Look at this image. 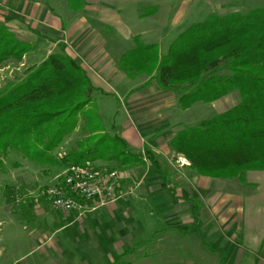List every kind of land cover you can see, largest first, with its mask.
Listing matches in <instances>:
<instances>
[{"label": "crops", "instance_id": "obj_1", "mask_svg": "<svg viewBox=\"0 0 264 264\" xmlns=\"http://www.w3.org/2000/svg\"><path fill=\"white\" fill-rule=\"evenodd\" d=\"M64 1L62 5L55 0H0V17L18 33L19 28L29 26L35 35L32 42H38L37 48L41 43L39 39L57 36L58 48L61 45L85 69L82 59L92 60L101 78L86 71L97 89L95 103L106 130L120 134L135 153L152 151L156 156L169 157L170 163L171 158L176 162V157L169 156L170 143L186 124L183 123L184 113L192 108L182 110L178 92L162 89L151 76H127L118 67L117 45L111 42L119 34L126 39L132 38L134 44L136 36L142 40L146 19L155 13L151 16L140 13L139 18L130 17L128 22L119 17L118 5L112 2L84 0V7L74 10L69 0ZM57 6L61 8L60 12H57ZM89 20L105 23L112 32L105 30L106 38L90 25ZM131 21L136 25L130 26ZM117 26L121 27L122 33ZM154 43L161 48L160 43ZM105 82L117 89L122 86L120 98H127L125 111H118L117 107L109 124L96 96L97 93L105 95ZM69 140L60 148L63 149ZM57 168L62 171L52 175ZM66 168L65 165L48 166L45 172L50 177L47 179L32 169L0 173V264H101L103 258H108L107 264H121L128 256L135 255L140 247L145 249L162 230L174 227L188 234L186 238H191L200 227H217L220 207L226 210V194L211 190L209 177L198 176L186 164L182 167L184 172L171 174L167 171L169 177L166 181L156 172L154 164L145 159L144 163L130 167L134 171L129 182L135 185L131 194L128 187L121 184V196L114 203L97 209L95 214L76 219L72 215L74 212L55 209L42 189L46 183L61 182ZM204 191L208 195H221L217 199L213 194L214 198L209 202L200 196ZM128 195L131 196L126 197ZM255 213L260 237L264 234V209L258 207ZM219 239L212 237L208 242L214 245H206L208 252L220 256L218 264H264V239L246 236L242 240L235 236L228 240ZM188 242L176 243L177 248H190ZM181 251L170 252V257L176 260ZM133 261L134 258L126 263Z\"/></svg>", "mask_w": 264, "mask_h": 264}, {"label": "trees", "instance_id": "obj_2", "mask_svg": "<svg viewBox=\"0 0 264 264\" xmlns=\"http://www.w3.org/2000/svg\"><path fill=\"white\" fill-rule=\"evenodd\" d=\"M69 4L80 10L84 0ZM156 9L146 8L142 16ZM134 40L135 47L119 59V69L130 78L146 74L162 89L178 92L182 109L240 93V102L228 111L183 126L170 143L176 155L204 176L234 178L264 169V6L210 14L180 33L165 54L159 44L144 43L139 36ZM37 46L0 24V69L21 62ZM96 90L86 69L61 45L23 78L0 89V169L11 153L49 166L90 163L99 168L98 161H104L126 168L148 159L168 181L154 152L135 153L120 134L106 130ZM79 126L82 137L58 156Z\"/></svg>", "mask_w": 264, "mask_h": 264}, {"label": "rangeland", "instance_id": "obj_3", "mask_svg": "<svg viewBox=\"0 0 264 264\" xmlns=\"http://www.w3.org/2000/svg\"><path fill=\"white\" fill-rule=\"evenodd\" d=\"M55 1L57 3H61L62 5L65 3L64 0ZM102 1L117 4L118 9H114H117L119 17L121 19L124 18L128 22H130V17L131 19L139 18L140 13L142 14L141 11H145L146 8H152L154 6L157 7L156 13L146 19V22L143 26L144 28H146V32L143 34L144 36L142 35V40L149 43H160L161 51L163 54L168 52L171 43L180 33L186 30L191 24L204 20L210 14L214 13L218 15H227L228 13L235 11L247 12L252 8L264 6V0H100V2ZM56 10L57 12H60L61 8L57 6ZM3 21V18L0 17V24H5ZM97 21L94 22L93 20H89L90 25L94 29H97L99 32H102L107 38L105 30L108 31L107 33L112 32V30L110 31L108 27H105V23L104 25ZM134 25H136V23H133L131 21L130 26ZM8 27L12 31H14L10 26ZM117 28L119 29V31L121 30L120 26H117ZM19 29V33L17 31L14 32L20 39L30 42L34 41L33 38L35 37V35L29 26L25 25L24 28ZM120 33H122V31H120ZM133 33L136 32L134 31ZM116 36H118V38L116 39V37H113V39H111V42H114V44L117 45L116 48L118 58H121L123 55L122 53H125L126 50L135 47V44L132 38L126 39L127 37L120 34ZM57 38V36H53L48 40L39 39V41L41 42L39 44V47L27 54L21 62L10 61L6 64V66L1 68L0 89L5 87L10 82H17L25 76L26 71L30 67L40 64L48 55L58 51L59 48L55 43ZM68 43L69 42H67V46H69ZM69 51L70 53L72 52V50L70 49ZM82 62L84 63L86 69L90 74L94 75L95 77L98 76V78H101L98 70L92 65V60L87 61L85 59H82ZM221 72L225 73V71ZM103 84L106 90L103 92L105 93V95L97 93L96 96L98 98L99 105L101 106V108H103V116L105 117L106 122L109 124L111 123L110 118L115 116L114 113L117 107L118 111H125L124 109L126 107L127 98H120V96L122 95V92L120 90L122 89V86H119L117 89L116 86H111L107 82ZM240 100V93L236 90L213 102L194 103L191 107H189L192 109L187 111L183 115V123L186 124L182 125V128L185 125H195L201 120L224 113L232 107L236 106L240 102ZM81 124L82 123L80 122V125ZM179 128H181V126H178V129ZM113 129H115V125L113 126ZM82 135L83 132L81 131L79 126L77 130L67 138L68 140L70 139V142L67 143L63 149H58L56 151V154L58 156L60 154L64 156L66 152H68L71 147L75 145V142L82 137ZM170 151L171 152L169 153V156L176 157V162L174 158H171L173 163H170L169 157L168 159H166L164 155H157L158 160L162 164L165 171H168L171 174H174L175 172H184V169L182 167H184V165L186 164H188L190 170H193L190 167V162L186 158H183L181 155H176L172 148H170ZM22 158L23 157L19 154L11 153L7 158L4 159V165L0 169V173H2L3 171H16L23 168V170H35V172H38L43 179H47L50 177L48 172H45L46 168H48L49 165H40L37 163H35V165H32L27 161H23ZM98 163H100L101 165H99V168H96L101 171H109L112 169L119 170L123 175L122 186H125V188L128 187V192H130V194L132 191H134L135 185L130 183L132 181L129 182V179L132 178L131 175L133 174L134 170L132 171L130 167L120 168L114 162L108 164L104 161H98ZM16 164H18V166H16ZM20 166H22V168H17ZM60 171L62 170L60 168H57L55 171H52V175H56ZM192 172L196 171L193 170ZM196 174L198 176H204L200 175L197 172ZM205 177L210 178L209 184L211 190H213L214 192L223 191L222 194H226V199H224V201H226V210H223L222 206L220 207L221 212L219 211L218 219H216V224L218 226L215 227V225H211V227H208L207 229H205V227H200L201 231L199 230L196 235H193L191 238H186L188 234H185L182 231L180 232L174 227L164 229L156 236L153 242L149 243L146 246L145 249L144 247H140L135 255L128 256L123 260V263L121 264H127L126 261L132 260L133 258L134 261L130 264H218L219 262H221L219 259L220 256H214L210 252H208L209 249L206 245H214L208 242V239H211L212 237H219V240H223V238L225 240H228L229 238H233L234 236L239 238V240L244 239L245 236L250 237L251 239H254L255 237L259 238L260 240L264 239V234L263 236L259 237L260 228L255 225V220L258 219V217L255 215V209L258 207L264 209V169H250L245 171L244 174L242 173V176L234 178L214 176ZM51 178H53V176H51ZM46 181L49 182L48 180ZM48 184L49 183H46V185ZM46 185L42 187L44 192L46 188L50 186ZM209 194L210 195H208L204 191L200 196L210 202L214 198L213 194L215 193ZM233 194L236 196H232ZM124 195L125 194H123V196ZM220 195L221 194H219L217 197V194H215V197L218 199ZM129 196L131 195H128L126 197ZM243 197L245 198V200ZM96 212L97 210L85 213L74 212L72 213V215L74 214L76 219H81L87 217L88 215L95 214ZM221 214L224 215L223 218ZM162 236H164V238H161ZM182 240H189V242L191 243L188 242L187 244L191 247L183 250L178 249L176 243L181 244ZM175 250H182V253L178 255L176 260L173 257H170V252H173ZM193 251L195 252L192 254ZM144 253L146 255H144ZM107 259L108 258H103L101 264H107Z\"/></svg>", "mask_w": 264, "mask_h": 264}, {"label": "built area", "instance_id": "obj_4", "mask_svg": "<svg viewBox=\"0 0 264 264\" xmlns=\"http://www.w3.org/2000/svg\"><path fill=\"white\" fill-rule=\"evenodd\" d=\"M123 175L117 169L101 171L90 163L70 164L63 180L46 188L51 205L63 212H90L114 203L120 195Z\"/></svg>", "mask_w": 264, "mask_h": 264}]
</instances>
